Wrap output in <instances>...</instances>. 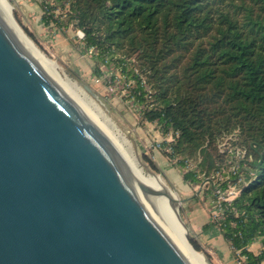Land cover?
Masks as SVG:
<instances>
[{
	"label": "water",
	"instance_id": "water-1",
	"mask_svg": "<svg viewBox=\"0 0 264 264\" xmlns=\"http://www.w3.org/2000/svg\"><path fill=\"white\" fill-rule=\"evenodd\" d=\"M153 196L0 8V264H195Z\"/></svg>",
	"mask_w": 264,
	"mask_h": 264
},
{
	"label": "trees",
	"instance_id": "trees-1",
	"mask_svg": "<svg viewBox=\"0 0 264 264\" xmlns=\"http://www.w3.org/2000/svg\"><path fill=\"white\" fill-rule=\"evenodd\" d=\"M52 1L68 4L69 23L84 33L86 47L99 49V58L133 59L146 75L158 108L144 119L157 121L163 135L172 132L174 141L162 144L167 157H198L208 177L222 161L219 138L238 134L246 153L229 181L240 179V190L222 203L218 229L240 264H263L264 0ZM42 8L45 25L58 22L54 5L45 1ZM183 179L201 180L191 171ZM254 243L257 254L249 250Z\"/></svg>",
	"mask_w": 264,
	"mask_h": 264
},
{
	"label": "rangeland",
	"instance_id": "rangeland-1",
	"mask_svg": "<svg viewBox=\"0 0 264 264\" xmlns=\"http://www.w3.org/2000/svg\"><path fill=\"white\" fill-rule=\"evenodd\" d=\"M8 1L11 4L12 20L21 34L29 39L45 58L55 64L61 77L74 85L109 128L114 130L119 138H117L118 141L120 144L123 143L121 144L123 149L138 169L145 175H158L178 199H188L180 204L179 216L187 227V241L191 246V243H194L199 247L197 251L192 246L194 250L203 256L207 264H237L234 256L232 259H227L229 251L226 250V253L221 251L220 245L215 241L216 237L213 235L219 234L216 226L203 231V227L211 221L210 216L213 210L212 194L208 189L214 182L207 183L204 180L203 171L206 165L199 168L200 160L195 156H178L172 159L163 154L160 159L153 157V153L157 155V152H166L165 149L161 151L153 148L156 142L162 143L164 137L155 125L146 124L134 111L135 107L125 101L121 87L114 85L105 87L93 82L101 69L108 77L112 75L117 80L123 76L112 64H103L98 57L95 58L86 53L85 43L79 41L75 36L77 29L69 23L68 4L65 3V6L61 7L62 4H55L52 0ZM45 1L54 5L57 23L52 22L49 25L43 23L42 4ZM116 57L121 56L116 55ZM85 87L89 88L99 101L88 93ZM167 138L170 139V137ZM239 143L237 133L223 135L217 141L218 152L226 149L224 145L227 149L237 147L243 149ZM209 151L213 154L212 147ZM144 156L155 165V170L151 169L149 162H145ZM230 159L231 156L225 152L219 168L227 169L230 166L228 163ZM180 161L187 165L180 168L177 164ZM188 171L195 173L197 178L201 179L199 183L184 181L183 175ZM251 249L255 253L259 251L257 244Z\"/></svg>",
	"mask_w": 264,
	"mask_h": 264
},
{
	"label": "built area",
	"instance_id": "built-area-1",
	"mask_svg": "<svg viewBox=\"0 0 264 264\" xmlns=\"http://www.w3.org/2000/svg\"><path fill=\"white\" fill-rule=\"evenodd\" d=\"M76 32L77 35L75 36L79 39V41L84 43V33L78 29L76 30ZM86 53H88L92 57L99 58V49L96 47H86ZM99 59L103 61V64H112L115 70L119 71V73H121L123 77L119 80H117V78L113 77L112 75L108 77L107 74L103 72V69H101L100 72L97 73V77L93 82L95 84H101L105 87L110 85H114L118 88L121 87V91L125 101L135 107L134 111L143 118L146 124L148 123L151 125H155L159 129L161 135L164 137L162 143L156 142L153 145V148L155 150L161 151L165 149L166 152H169V149L167 147H163L162 144L174 141L172 132L163 135L162 127L157 121L148 122L144 119V114L146 112L157 110L158 108L157 102L153 97L152 89L147 81L146 75L136 65H134L133 59L116 57V55L114 57L104 56ZM116 84H118V86H116ZM140 88L142 89V91H140ZM167 137H170V139ZM234 140H236V138H234ZM223 147L226 149H221L219 150V152L221 154L227 152L231 156V159L228 161L230 166L227 169L221 167L211 173L208 177H205L203 175L205 182H214L212 184L213 186L211 187L213 210L210 216V222L215 224L217 228L220 226V223L223 220L222 203L230 202L239 193L240 189L238 183L240 182V179H237V182L233 183L229 181V176L237 174L239 162L244 159L246 153L244 149L238 147L230 149H227L226 145H224ZM224 182H227L226 189L221 188V183ZM242 260L243 258L240 257L237 253L235 257L236 263L240 264Z\"/></svg>",
	"mask_w": 264,
	"mask_h": 264
},
{
	"label": "bare ground",
	"instance_id": "bare-ground-1",
	"mask_svg": "<svg viewBox=\"0 0 264 264\" xmlns=\"http://www.w3.org/2000/svg\"><path fill=\"white\" fill-rule=\"evenodd\" d=\"M0 8L3 10V12L6 14V16L9 18L11 23L14 25V27L18 30L17 26L14 24L12 17H11V8L5 3L4 0H0ZM18 32L21 34V32L18 30ZM21 36L24 38V40L31 46V48L43 59V61L48 64V66L52 69V71L55 73V75L59 78V80L67 87V89L75 96L77 100H79L84 107L97 119V121L105 128V130L113 137V139L118 143L121 150L123 151L125 157L127 158L129 164L131 165L132 169L134 170L135 174L137 175L138 179L141 183L147 185L151 188V190L155 193V196L150 197L153 203L155 204L157 210L159 211L160 215L168 225V227L171 229V231L174 233L186 253L189 255V257L193 260L195 264H207L203 258V256L199 253H197L194 248L190 245V243L187 241L186 238V232L181 228V226L176 221L173 212H172V206L169 202V200L161 195L158 194V191L160 189H164L165 185L163 181L160 179L158 175L148 174L145 175L138 167L135 165L134 161L127 155L125 150L123 149L122 145L118 141V136L116 133H114V130L112 131L109 126L101 119L100 115L95 112L92 105L87 101V99L75 88L74 85H72L66 78L61 77L59 72L57 71L55 64L45 58L31 43V41L27 38H25L22 34ZM118 138V139H117ZM173 199H177V196L172 193Z\"/></svg>",
	"mask_w": 264,
	"mask_h": 264
},
{
	"label": "crops",
	"instance_id": "crops-1",
	"mask_svg": "<svg viewBox=\"0 0 264 264\" xmlns=\"http://www.w3.org/2000/svg\"><path fill=\"white\" fill-rule=\"evenodd\" d=\"M153 135H154V133H153ZM156 136V135H155ZM146 144V143H145ZM144 144V145H145ZM158 154L157 155H155V153H153V157L155 158V159H160V158H162V155H163V153H160V152H157ZM181 182L183 183V181H182V179H181ZM216 235V233L213 235L214 237H216L215 238V241L217 242V244H219L220 245V247H221V251H223V252H225L226 253V250L227 251H229V252H227V259H232V257H233V253L231 252V249H230V247L228 246V244H227V242L224 240V238H223V236L221 235V233L219 232V234L217 235V236H215ZM213 237V238H214ZM255 244H257L258 245V248H259V243H254V244H252L250 247H249V250H251L253 253H255L252 249H251V247L252 246H254ZM258 253V251L255 253V254H257ZM229 254V255H228Z\"/></svg>",
	"mask_w": 264,
	"mask_h": 264
}]
</instances>
